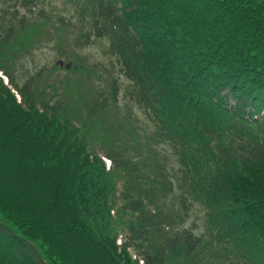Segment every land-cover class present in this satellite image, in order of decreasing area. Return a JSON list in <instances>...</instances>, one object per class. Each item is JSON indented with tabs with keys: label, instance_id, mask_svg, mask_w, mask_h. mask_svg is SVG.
<instances>
[{
	"label": "trees",
	"instance_id": "obj_1",
	"mask_svg": "<svg viewBox=\"0 0 264 264\" xmlns=\"http://www.w3.org/2000/svg\"><path fill=\"white\" fill-rule=\"evenodd\" d=\"M20 1L0 22V264H214L204 248L217 263L264 264V1L77 0L75 21L52 24L77 65L58 97L53 71L14 76L19 39L50 19L28 20L19 7L33 0ZM96 39L109 66L77 56ZM120 75L175 176L128 155L137 139L117 142L131 128L115 121ZM173 180L171 213L152 190ZM193 202L206 234L174 227Z\"/></svg>",
	"mask_w": 264,
	"mask_h": 264
},
{
	"label": "rangeland",
	"instance_id": "obj_2",
	"mask_svg": "<svg viewBox=\"0 0 264 264\" xmlns=\"http://www.w3.org/2000/svg\"><path fill=\"white\" fill-rule=\"evenodd\" d=\"M20 3V0H10L6 3H3V1L0 0V22L3 24L11 23L12 20L9 19L7 14L4 15L2 10H9V8ZM30 5L31 6L29 7H19L20 15L26 13L28 17L27 19L33 20L39 10H44L50 19L46 20L45 23L37 22L33 25V28L30 26L19 39V41H24L25 44L21 43L22 48L20 52H17V60L14 65V68H16L14 76L18 79L19 84L22 85L29 76L35 74L41 69V74L43 76L47 71H53L48 78H45L49 83L46 89L58 97L62 95L61 87L65 85V81H63L64 78H75L73 76L75 74L67 72L68 69H64L62 66H60L61 68L53 69L56 63V65H58L61 61H66V57L60 55L56 31L54 27H52V24L53 21L59 17H62L65 21H75L76 12L80 10L78 7L79 3L77 0H33ZM70 37L71 36L68 35V39H70ZM105 44H107L105 41H99L96 39L92 44L81 49H76L77 56L82 59L85 66H98V63L109 66V57L105 51ZM73 57L76 59L74 55ZM77 72V75H80V72ZM112 74L115 77L116 71L114 70V73ZM85 80V78L80 77L78 79L81 85L84 84ZM90 81L93 83L92 87H98V84H101L100 80H98L97 73L90 76ZM73 82L75 85L77 84L76 81ZM117 83L119 86V96L115 103V110L117 111V118L115 121L123 122L124 120H127L128 124L131 126L130 129L125 130L126 133L120 131L124 133V137L120 136L122 138L117 142L127 143L130 138L132 140L133 138L137 139L138 145H135L134 149L133 147H128L127 144L125 145L128 155L134 160L141 159L142 161L139 163H143L144 158L150 157L152 158V161L154 160L156 165H162L170 177L175 176L176 164L171 148L166 143H157L151 139L155 127L151 124V121L147 119L144 111L130 99V82L120 75ZM133 134L135 135L133 136ZM147 145L151 147V151L148 150L146 147ZM171 190V193L167 191H157L155 189L152 191L155 197H160L159 200L162 199V202L166 201L171 213H174L180 208L179 190L176 187L175 180H173ZM182 214L184 216L185 213ZM206 214L207 212L203 205L193 202L190 210L185 216L183 224H175L174 227L179 230L184 227H190L197 235H200L201 232L206 234ZM202 254L210 258L214 264H228V260L226 259H218V263L215 262V257L210 253L209 249L204 248Z\"/></svg>",
	"mask_w": 264,
	"mask_h": 264
},
{
	"label": "water",
	"instance_id": "obj_3",
	"mask_svg": "<svg viewBox=\"0 0 264 264\" xmlns=\"http://www.w3.org/2000/svg\"><path fill=\"white\" fill-rule=\"evenodd\" d=\"M60 65H63V62H62V61L60 62ZM64 66H65V68H70L71 63L68 62V63H66ZM74 67H76V66L74 65Z\"/></svg>",
	"mask_w": 264,
	"mask_h": 264
}]
</instances>
